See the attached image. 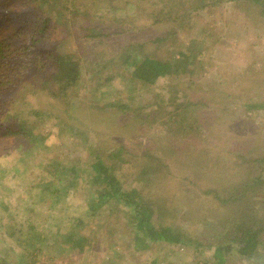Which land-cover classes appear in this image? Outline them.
<instances>
[{
  "label": "rangeland",
  "instance_id": "rangeland-1",
  "mask_svg": "<svg viewBox=\"0 0 264 264\" xmlns=\"http://www.w3.org/2000/svg\"><path fill=\"white\" fill-rule=\"evenodd\" d=\"M125 1L77 0V8L83 9L75 17L65 13L66 26L44 27V45L53 40L86 67L66 97L47 93L42 83L50 70L38 71L32 63L19 74V84L15 72L12 89L0 92V261H17L21 246L16 239L27 234L31 207L40 209L41 215L34 217L38 228L52 222L49 212L55 210L49 209L50 201L37 200L38 180L55 179L46 176L47 164L58 159L88 169L85 162L93 154L86 144L102 156L121 146L125 162L115 173L125 187H136L152 202L155 225L169 224L202 245L194 249L154 241L148 249H137L125 208L112 203L76 228L91 237L89 248L52 261L41 257L45 264H200L215 243L229 239V233L221 236L225 224L227 231H232L233 220L254 228L264 225V183L247 196L244 220L239 213L245 200L231 207L222 202L228 189L244 195L242 184L257 177L264 181V14L259 5L211 0L192 10V0H147L153 5L140 0L136 13L108 12V6L125 8ZM4 2L0 0V32L11 30L20 37L17 46L6 50L15 68L22 61L19 45H30L44 33H39L33 15L12 6L6 9ZM176 12L183 17L176 20ZM88 28L118 34L94 41ZM185 47L198 50L190 74L167 75L146 85L130 82L120 65L124 48L171 59ZM249 103L261 106L250 110ZM14 116L34 135L44 137L49 147L28 153L25 139L13 132L15 125L7 129ZM82 179L79 191L56 208L69 204L65 210L75 214L86 209ZM235 207L240 211L234 212ZM106 209L112 211L108 219L100 217ZM64 220L60 227L68 229ZM260 237L254 256L230 253L225 264H264V232Z\"/></svg>",
  "mask_w": 264,
  "mask_h": 264
},
{
  "label": "trees",
  "instance_id": "trees-1",
  "mask_svg": "<svg viewBox=\"0 0 264 264\" xmlns=\"http://www.w3.org/2000/svg\"><path fill=\"white\" fill-rule=\"evenodd\" d=\"M99 2L104 1L106 4H111L113 0H96ZM147 4H154L147 0ZM211 0H192L190 5L192 10H197L205 7ZM216 0H212L214 3ZM232 1V0H231ZM238 1V0H233ZM251 1L254 4L259 5L258 9L264 14V0H243ZM18 2L16 5L15 3ZM140 0H127L124 2L125 8L117 9L111 6L107 7L109 13H117L122 11L127 14L136 13ZM14 3V4H13ZM77 0H16L12 3H7L5 0V8L26 10L30 15H33L34 23H38L39 33H44V27L48 24H54L55 26H66L64 19L65 13H72V16H76L80 13L81 9L77 8ZM2 7V6H1ZM133 10V11H132ZM149 13V16H151ZM175 19L178 20L183 17L177 13ZM168 16V15H167ZM126 17V16H120ZM154 21H157L156 15H152ZM2 27L5 25L2 24ZM6 27V26H5ZM87 31L92 36L91 40L98 41L97 39L105 38L113 34H118L115 31H107L102 28H88ZM47 35L50 37V32L47 31ZM90 35H87L90 37ZM42 36H37L35 41L30 45L21 44V48L17 50L21 56V62L15 63V68L20 67L19 70L12 68L9 65V57L11 53L6 54V50L12 46H17L19 34L15 31L6 30L0 32V92H5L16 84L22 81L21 73H25L30 63L38 67V71H42L45 68L50 70L48 76H46L42 85L45 91L52 96H59L64 94L65 97L68 93L77 86L82 77V70L86 69L85 66L80 64L79 60L76 59L73 53L64 52L60 50L59 44L53 40L50 44L44 45ZM158 41L160 38H154ZM10 50V49H9ZM137 52V53H136ZM139 51L133 48H124L120 57V65H124L122 71L130 74L129 81H138L146 85L154 83L159 77L180 75L185 73H192L194 69L193 63L196 59L195 53L198 50H192L190 48H183L175 52V56L171 59H160L151 55H139ZM5 60V61H3ZM19 61V60H18ZM17 62V60H16ZM18 72V77L14 83L12 75ZM112 75H109L105 80H109ZM119 76H122L119 73ZM120 104L121 110L124 106ZM109 106H115L114 103H109ZM250 110L259 108L261 104L249 103L246 104ZM8 124L7 129L13 130V126L16 130L13 132L17 135L22 136L25 139V143L29 147L28 153L35 152L38 147L47 148L49 146L43 143L44 137L34 135V132L29 128H25L22 122L24 120L16 119ZM35 129L36 125L31 126ZM12 128V129H11ZM88 140V138L86 139ZM90 151L88 160L85 162L88 169L85 167L78 166L77 163L68 165L61 160L55 159L51 163H46L48 168L45 167L46 176L47 174L55 178L54 180L39 179L37 185L39 189L37 192L38 202L48 203L50 210H55L53 213L49 212V219L52 222H46L45 225L38 228V225L34 219L36 216H40V209L30 208L32 217L26 221V232L25 236L18 237L16 242L21 246V250L17 255V261L11 263L10 261L1 260L0 264H45L46 261H52L54 259L64 257V254L77 253L82 254L86 248L91 246V237L85 234H79L76 232V228L79 225H83L89 219L95 216L97 211L108 204L116 203L119 206L125 208L130 221H127L126 225L132 233V240L135 248L137 249H148L150 242L157 241L158 243L174 244L181 246H191L196 249L202 245L190 237H187L184 232L180 229L170 226L169 224H158L154 223V209L152 202L147 200L140 190L136 187H125L118 175L115 173L116 169L119 168L121 163L125 162L123 155V148L120 146L109 153H105L103 156L101 152H93L92 146L86 144ZM31 151V152H30ZM38 151V150H37ZM112 160V162H111ZM258 159H255L252 163H256ZM247 167L249 166V161ZM80 172V173H79ZM80 174H85L86 177H80ZM63 177V178H61ZM82 180L85 181L87 192L85 194L83 206L86 209L82 213L69 212L65 208H68L69 204L65 208L63 206L56 208L61 200L66 199L67 201L74 195L75 192L79 191L82 186ZM57 180L56 182H54ZM63 180V182H61ZM264 183L259 177L255 178L249 183L242 184V190L244 195L239 194L236 188H230L227 191V198L222 199V202L229 203V207L236 201L245 200L243 204V215L237 207L234 212L240 211V217H244L247 209V203L251 192H254L258 187ZM250 189V190H249ZM35 192V193H36ZM83 193V192H82ZM249 195H246V194ZM6 206H4L5 208ZM101 212L100 217L108 219L112 211L110 209ZM62 212V214H61ZM64 217V218H63ZM63 218V219H62ZM67 220H66V219ZM68 221V229L60 227L62 220ZM128 219V220H129ZM64 220V221H65ZM232 222V221H231ZM229 223L232 231L226 230V224L222 228L221 236L228 237L227 241L215 243L214 247H211L210 255L206 257L202 263L206 264L209 260L211 264H225L226 259L230 253H235L243 257L254 256L257 247L260 245L261 234L264 232V225H259L254 228L253 225H244L240 220ZM10 233H13L12 229ZM211 246V245H209ZM171 264V263H169Z\"/></svg>",
  "mask_w": 264,
  "mask_h": 264
}]
</instances>
